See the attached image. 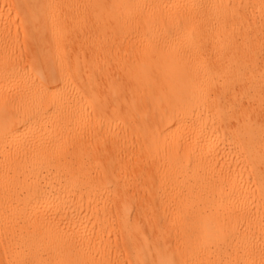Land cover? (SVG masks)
<instances>
[{
  "label": "bare ground",
  "instance_id": "1",
  "mask_svg": "<svg viewBox=\"0 0 264 264\" xmlns=\"http://www.w3.org/2000/svg\"><path fill=\"white\" fill-rule=\"evenodd\" d=\"M0 264H264V0H0Z\"/></svg>",
  "mask_w": 264,
  "mask_h": 264
}]
</instances>
